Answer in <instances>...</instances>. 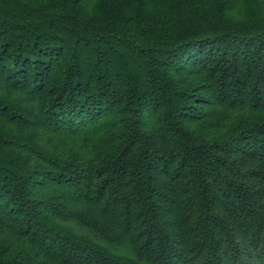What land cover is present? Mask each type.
Returning <instances> with one entry per match:
<instances>
[{"label":"trees","instance_id":"trees-1","mask_svg":"<svg viewBox=\"0 0 264 264\" xmlns=\"http://www.w3.org/2000/svg\"><path fill=\"white\" fill-rule=\"evenodd\" d=\"M0 264H264V0H0Z\"/></svg>","mask_w":264,"mask_h":264}]
</instances>
